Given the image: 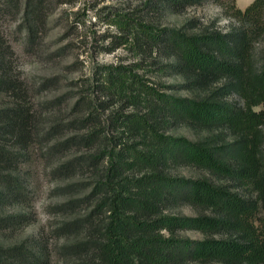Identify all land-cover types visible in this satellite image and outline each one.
Segmentation results:
<instances>
[{
  "label": "trees",
  "instance_id": "16d2710c",
  "mask_svg": "<svg viewBox=\"0 0 264 264\" xmlns=\"http://www.w3.org/2000/svg\"><path fill=\"white\" fill-rule=\"evenodd\" d=\"M203 1L145 0L141 8L110 12L107 22L116 33L108 50L125 47L138 60L97 64L86 78L95 89L44 97L40 107L34 98L61 86V77L30 82L17 75L6 26L14 22L25 50L36 53L51 15L67 0H0V97L9 98L0 106V206L29 201L25 180L13 172L17 154L6 140L39 143L57 161L53 177L70 180L61 188L70 197L57 209L82 211L56 229L58 237H73L60 247L68 264H264V229L255 224L264 198V56L254 52L264 33V0L245 9L232 0L239 26L227 31L192 33L142 13L181 11ZM168 72L203 94L175 96L164 89L167 84L146 76ZM231 93L242 106L226 99ZM170 122L228 131L233 139L224 144L174 136L164 129ZM181 164L228 177L257 198L230 184L171 171ZM181 204L201 211L170 212ZM29 221L27 214L0 211V230H18ZM189 229L203 237L181 234ZM0 264H50V258L19 242L0 245Z\"/></svg>",
  "mask_w": 264,
  "mask_h": 264
},
{
  "label": "rangeland",
  "instance_id": "374dc122",
  "mask_svg": "<svg viewBox=\"0 0 264 264\" xmlns=\"http://www.w3.org/2000/svg\"><path fill=\"white\" fill-rule=\"evenodd\" d=\"M145 0H67L66 3L57 7L51 15L46 29L45 43L42 49L36 53L27 52L24 48L23 33L16 30V24L10 22L6 26V32L10 43L15 50V72L30 82L38 80L42 76L59 75L61 86L42 92L34 98L36 106L42 105L44 97H53L67 91H77L81 88L86 90L94 85H89L93 68L97 64H132L137 57L125 47H116L113 50L110 43L111 35L116 33V28L108 23L110 12L129 10L133 7H142ZM254 0H235L237 7L245 9ZM232 0H204L201 4L192 5L181 11L172 9L158 14L142 13L155 22L188 30L189 32H201L202 30L227 31L232 27H238L239 23L232 16ZM150 16V17H149ZM59 49V55L53 54ZM254 52L257 58L264 56V33L257 36L254 41ZM147 64L152 62L148 57ZM147 78L159 81L168 86L164 89L175 96L197 97L204 90L190 89L184 86L185 77L175 72L156 75L147 73ZM77 82L79 85H74ZM151 82V81H150ZM85 92V91H84ZM99 93H97V96ZM228 101L243 105V101L236 93L226 97ZM8 97H0V106L7 105ZM258 106L256 109H260ZM48 114L43 118L48 123ZM165 132L174 136H183L193 141L214 138L220 143L230 142L233 137L228 131L220 130H197L185 123L170 122L164 127ZM264 129V127H263ZM10 144V151L17 154L16 169L18 174L25 180L29 201L24 203H6L0 206V211L8 213H24L30 221L18 230H0V245L10 246L24 242L30 248L42 250L49 256L50 264H68L69 259L64 257L61 246L72 240L73 237H58L56 229L63 222L68 221L80 214L64 213L57 209L56 205L67 200L70 196L61 193L62 186L70 180L53 177V167L57 161H51L45 155L44 149L39 143L21 145L19 139L6 140ZM262 153L264 157V137L262 141ZM70 156V155H69ZM264 160V158H263ZM171 171L175 174L188 177H206L215 183H226L242 190L251 198H257L256 193L250 189H244L228 177H220L191 165L173 166ZM239 186V187H238ZM200 209L190 205L181 204L174 206L170 212L176 214L196 215ZM205 213L211 214L210 209ZM255 224L259 229H264V198L259 199L258 211ZM183 236L202 238L203 234L198 230H183ZM198 264V263H189Z\"/></svg>",
  "mask_w": 264,
  "mask_h": 264
}]
</instances>
